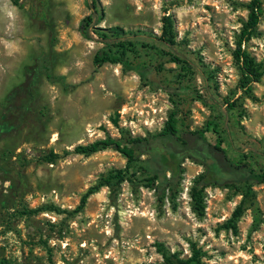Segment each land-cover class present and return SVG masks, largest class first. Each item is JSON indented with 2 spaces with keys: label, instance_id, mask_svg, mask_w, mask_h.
<instances>
[{
  "label": "rangeland",
  "instance_id": "1",
  "mask_svg": "<svg viewBox=\"0 0 264 264\" xmlns=\"http://www.w3.org/2000/svg\"><path fill=\"white\" fill-rule=\"evenodd\" d=\"M91 2L0 0V123L7 116L15 125L0 136V264H165L163 254L189 260L194 248L199 264H264V184L254 187L235 229L229 221L243 188L208 186L199 215L192 191L207 170L188 157L171 162L177 177L170 188L157 189L162 174L148 187L135 169L78 209L127 159L112 149L75 153L108 137L158 146L154 138L179 110L183 130L217 122L232 158L264 166V75L245 93L233 55L251 0H98L104 17L96 28L141 32L131 37L138 44L132 60L152 66L147 82L120 64L95 67L105 44L81 31ZM169 21L173 46L161 41ZM244 49L264 72V0ZM179 87V98L170 95Z\"/></svg>",
  "mask_w": 264,
  "mask_h": 264
},
{
  "label": "trees",
  "instance_id": "2",
  "mask_svg": "<svg viewBox=\"0 0 264 264\" xmlns=\"http://www.w3.org/2000/svg\"><path fill=\"white\" fill-rule=\"evenodd\" d=\"M91 14L81 22L82 34L89 40L93 39V35H98L105 47L97 51L94 56L93 63L96 68H100L105 64H120L124 72L135 71L142 79L147 82L151 67L144 62L132 60V55L136 54L137 42L131 40V37H138L141 32H126L120 27L101 29L96 28L103 20L104 11L98 0H92L90 3ZM249 15L243 27L240 38L237 42V48L234 51V58L240 70L239 88L245 93L253 91V85L262 80L264 72L250 53L244 49L245 44L250 41L257 32L258 26L262 18V0H251L248 5ZM163 43L175 45L172 33V24L167 22L164 27ZM171 61L183 66L187 65L185 60L171 54ZM182 76V75H181ZM61 80L63 78H60ZM181 85V82H178ZM171 89V88H169ZM171 89V94L179 98L181 95ZM15 92L11 93L7 98V103L11 104L14 99ZM177 104V109L181 105ZM228 110L235 111V103L227 102ZM179 110L172 112L166 122L163 130L154 139L158 146L152 141L142 137L124 136L120 139L108 137L97 140L89 145H80L75 148L76 154L92 155L100 151L112 149L119 152L127 159L125 169L110 172L103 177L100 182L90 188L82 197L81 204L78 209H83L91 195L99 191L104 186H119L126 180L131 179L133 171L138 169L145 174L144 181L148 187H154L160 179V175H164L157 189H166L172 187L176 183L177 173L170 167L171 162L180 161L183 158H191L206 167L207 172L195 181L192 191L194 210L202 215L204 211L203 193L208 186H241L243 188L244 200L242 204L233 214V218L229 221L231 228L235 229L236 224L243 214L244 204L247 200L255 197L254 187L264 184V166L252 162L245 156L232 158L228 150L224 147V138L221 135L220 125L217 122H209L206 128L195 132L185 131L181 128V117ZM14 124L7 116H3L0 123V136L4 133L11 132ZM167 152L164 154L163 152ZM199 152L206 153L212 164L205 162ZM150 155V159L143 160L142 156ZM172 172V177L168 180L165 176L166 172ZM193 257L189 260L176 259L171 260L163 254L165 264H199L200 253L194 248Z\"/></svg>",
  "mask_w": 264,
  "mask_h": 264
},
{
  "label": "water",
  "instance_id": "3",
  "mask_svg": "<svg viewBox=\"0 0 264 264\" xmlns=\"http://www.w3.org/2000/svg\"><path fill=\"white\" fill-rule=\"evenodd\" d=\"M164 154H167V152H163ZM199 154V156H201L202 157V159L205 161V162H207L208 164H212V161H211V159H210V157L206 154V153H204V152H199L198 153Z\"/></svg>",
  "mask_w": 264,
  "mask_h": 264
}]
</instances>
